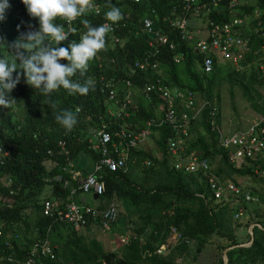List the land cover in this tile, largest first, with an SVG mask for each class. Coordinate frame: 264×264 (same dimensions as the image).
I'll return each mask as SVG.
<instances>
[{
  "label": "trees",
  "instance_id": "16d2710c",
  "mask_svg": "<svg viewBox=\"0 0 264 264\" xmlns=\"http://www.w3.org/2000/svg\"><path fill=\"white\" fill-rule=\"evenodd\" d=\"M247 1L238 0L233 9L229 8L231 0H199V3L206 4L210 10L208 14H203L202 21L210 20L218 24L241 17V14L252 15L253 10L258 8L261 15L258 18L251 17L246 26L236 31L250 45L252 53L246 60L253 63L264 56V37L260 31L264 32V0ZM12 2L5 10L3 21H0V37H3L5 44H11L22 33L29 32L28 22L33 19L25 17V6L21 0ZM178 2H114L112 6L119 7L123 16L128 15L126 27L114 32L119 42L113 44L107 34L105 48L89 61L85 75L81 77L77 73L72 79L83 82L100 76L113 78L118 101L123 98L126 80L131 81L136 90H140L144 83L153 82L155 78L152 73L142 71L131 76L129 72L130 65L152 50L148 46L149 36L138 29L140 19L150 17L156 29L167 32L170 30L168 21L171 7ZM108 7H104L98 15L88 12L78 17L73 23L75 32L57 46L67 47L73 40L79 42L82 33L87 30L81 22L84 19L93 26L103 24ZM64 21L57 18L54 23L64 25ZM46 39L55 46L50 37ZM170 40L175 49L161 47L156 59L159 64L156 77L170 88L191 91L204 102V107L191 120V140L187 152H195L199 158L208 159L214 172L224 180L240 185L236 182L237 177L251 178L260 185L258 190H250L260 203L241 206L249 216H257L259 205H264V178L230 166L225 154L217 148V134L211 128V108L208 104L215 108L218 122V89L222 81H226L230 85L231 96L237 87L255 113L262 115L264 96L260 88L264 89V82L254 64L242 71L236 70L233 66L227 68L229 63L217 56L213 57V71L202 74L198 69L202 56L193 50L194 43L181 40L175 31L170 35ZM7 51L11 52L12 49L8 48ZM180 54L183 56L175 63L173 58ZM6 55V50L0 47V57ZM59 62L67 63L65 60ZM10 96L15 98L12 106L9 109L0 107V146L9 153L0 167V178L11 180L7 188L0 187V220L6 223L3 237L0 238V249L6 239L9 242L6 251L23 257L34 239L48 235L53 247V258H42L43 264H178V260L182 264H189V256L200 255L214 238L226 242L224 246H217L219 253L230 248L227 251V264L264 262V218L255 222L261 228H253L252 244L238 247L236 226L232 221L234 208L215 203L203 178L196 174L178 173L169 164L166 145L173 132L167 126L153 127L148 142L130 150V162L125 172L102 173L105 194L101 200L104 206L114 201L118 209V222L111 229H117L118 236L126 234L127 244L123 245L118 240L117 251L106 248L102 237L94 234L96 231L93 228L104 231L99 224L75 229L65 222L53 223L51 218L42 215V201L48 200L55 208L63 209L70 201L71 189L75 187L74 177L62 171L66 159L58 154V143L61 140L66 142L68 158L75 164L83 160L94 164L101 157L93 148L95 133L103 124L108 126L112 134L122 124L136 134L148 119L157 117L154 112L156 105L136 95L134 105L128 110L129 117L117 120L110 116L115 104L108 100L107 93L102 92L97 83L87 95H69L61 87L44 96L39 90L27 85L23 75ZM65 109L77 112V123L71 131H66L55 119V115ZM151 141L157 154L148 146ZM49 151L52 154L49 155ZM146 161L150 165H145ZM55 174H61L62 181L67 180L69 186L63 188L62 182L54 181L49 184L47 178L52 179ZM171 228H175L190 243L174 244L170 236ZM160 246L167 249L163 255L155 254ZM218 261L222 264V257Z\"/></svg>",
  "mask_w": 264,
  "mask_h": 264
},
{
  "label": "built area",
  "instance_id": "2783aa9c",
  "mask_svg": "<svg viewBox=\"0 0 264 264\" xmlns=\"http://www.w3.org/2000/svg\"><path fill=\"white\" fill-rule=\"evenodd\" d=\"M123 1L139 3L140 0ZM219 1L217 0V2ZM237 3L238 0H231L229 8L233 9ZM94 5L93 11L98 14L100 5ZM209 11L207 5L200 4L199 0H179L177 4L171 7V18L168 21L170 30L167 32L160 28L156 29L150 17L140 19L138 29L149 36L148 46L152 50L149 53H144L140 59L130 65L129 72L131 76L142 71L152 73L155 80L151 83H144L140 90L134 89L133 83L126 80L121 101L116 98L115 80L113 78L105 79L100 76L98 80L101 91L107 93L108 100L116 105V107L114 105V110L110 112L113 119L119 120L122 117H129L128 110L134 105L133 98L137 94L145 102H154L156 107L160 108V114L155 118L148 119L143 128L136 134L127 130L124 124L119 125L112 134L108 131V126L103 124L95 133V144L93 145L101 157L93 164L91 173L86 175L77 187L71 189L70 201L65 204L63 209L55 208L50 201H43L41 203L43 216L51 218L53 223L65 222L75 229L85 228L89 224H99L104 231L110 229L118 220V209L114 201L104 206L101 200L105 194L102 173L104 171L125 172L130 162V150L142 144L145 145L151 137V129L160 126H167L173 132L172 136L167 139L166 145L169 153L168 162L172 168L178 173L196 174L203 178L215 203L234 208L232 214L234 224L240 223L242 218L246 216V212L241 206L258 203L257 197L246 188L218 176L208 159L199 158L195 152H187V146L191 140L189 132L191 120L204 107V102L202 101L201 107L196 109V96L191 91L170 88L160 78L156 77L159 69L156 59L160 49L163 46H167L170 50L175 49L174 43L170 40V35L175 31L181 40L194 43L193 50L202 56L198 66L202 74L207 75L213 71V57L217 56L222 61L232 64L236 70L242 71L254 64L260 79L264 82V56L256 59L253 63L247 62L246 57L252 53L251 47L236 33L238 29L248 24L251 17L258 18L261 15L258 8L253 10L252 15L241 14V17H234L220 24L210 20L202 21L206 34L205 37H200L199 32L191 28L192 20L202 18L203 14H208ZM127 19L128 15H125L122 20L113 24L109 34L126 27ZM260 31L261 36L264 37V32L261 29ZM112 41L117 44L119 39L113 36ZM182 56V54L175 56L173 61L179 62V58ZM208 106L211 108V128L217 134V148L225 154L230 166L234 169L248 170L251 175L264 178V114L253 117L244 127L231 129L220 125V115L218 122H216L215 108L210 104ZM48 154L50 155L52 152L49 151ZM58 154L65 156L66 159V164L62 170L64 172L71 170L72 161L68 158L69 151L64 140L58 143ZM6 155L7 153L0 147V164ZM145 165H150V162L146 161ZM50 181L62 182L63 188L69 186L67 180L62 181L60 174L52 180H48V182ZM0 182V185L7 188L11 180L4 179ZM78 193L82 197L76 200L75 197ZM88 194L96 196L100 203L96 206L88 204L84 197ZM1 198L0 196V200ZM4 229L5 223L0 220V238L3 236ZM170 236L174 244L190 243L175 228L170 229ZM119 240L123 245L127 244L128 236L126 234L120 235ZM8 246L9 242L4 240L3 248L0 249V264H43L42 258L47 256L53 258V247L48 235L34 239L23 257L6 251ZM166 251L165 246H160L155 250V254L163 255ZM260 264H264V262Z\"/></svg>",
  "mask_w": 264,
  "mask_h": 264
},
{
  "label": "clouds",
  "instance_id": "9594fccd",
  "mask_svg": "<svg viewBox=\"0 0 264 264\" xmlns=\"http://www.w3.org/2000/svg\"><path fill=\"white\" fill-rule=\"evenodd\" d=\"M12 1L0 0V21H3L5 10L12 5ZM106 1L98 3L97 0H21L25 6V17L30 16L33 19L28 22L29 32L22 33L11 44H5L3 37H0V47H3L8 53V55L0 57V107L9 109L15 102V98L11 97L10 93L20 82L21 75L27 85L39 90L44 96L50 95L61 87L67 90L69 95H87L94 88V84H99V77H93V80L89 78L83 82L74 81L72 77L77 73L81 77L85 75L89 61L105 48L106 36L112 31V25L123 19L121 9L112 6L114 2L132 3L123 0ZM94 4L100 5L98 14L104 7L109 6L105 13L106 23L93 26L87 19H84L81 22L87 30L82 33L79 42L73 40L67 47H58L57 45L75 32L73 23L78 17L84 16L88 12L95 14ZM57 18L65 20L64 25L55 24L54 21ZM109 35L112 38L114 33ZM49 37L55 42V46L47 42L46 38ZM8 48L12 51H7ZM61 60H65L67 63L61 64L59 62ZM13 73H16L15 77ZM55 119L66 131H71L77 123V112L65 109L57 113ZM0 147L7 153L2 158L1 167L9 153L2 146ZM66 172L71 175L70 170ZM56 175L59 174H55L54 177ZM52 179L47 178V182ZM0 180H4V177H1ZM51 182L48 183L51 184Z\"/></svg>",
  "mask_w": 264,
  "mask_h": 264
},
{
  "label": "rangeland",
  "instance_id": "374dc122",
  "mask_svg": "<svg viewBox=\"0 0 264 264\" xmlns=\"http://www.w3.org/2000/svg\"><path fill=\"white\" fill-rule=\"evenodd\" d=\"M249 2L250 0L247 1V3ZM231 66L232 64H228L227 68ZM229 88H230L229 83H227L226 81H222L218 89V93L220 96V103H219L220 107L218 106L219 113H220L219 114L220 115V120H219L220 125L222 127H229L231 129L238 128V127H244L253 117L257 116L258 114H256L253 108L244 100L241 91L237 87L233 89L232 96L230 94ZM260 90L264 96V89L260 88ZM202 101L203 100L196 97V109H199L201 107ZM155 114L158 116L160 114V111L156 110ZM148 146H150V150L155 152V146L153 144V141H151ZM4 179H8V178L4 177ZM242 179L246 180L244 183V187H246L247 190L248 188H253L251 187L252 186L251 184H253L254 182L252 181L251 178H241V177L236 178V180H242ZM253 189H257V188H253ZM250 205H253V204H250ZM248 218H249V221L244 224L245 228H247V226L249 225L255 224V222H257L260 218H264V207L260 208L257 216L253 215V216H249ZM115 230L117 229L110 228L106 231H102L96 228L94 230L96 231V233L94 234L95 236H99V237L101 236L102 238L105 234H110L115 240H117L119 236L117 234V231ZM215 240L216 239L213 238L211 241V244L207 245L200 255L196 257H194L193 255H190L188 258V260L190 261V264H219L218 260L220 257H222V253H219V251H217L216 248H217V245L223 241H220V240L215 241ZM104 241L106 243V240ZM249 241L250 239L248 238L246 243L244 244H247ZM219 246H224V244L219 245ZM193 258H196V260H193Z\"/></svg>",
  "mask_w": 264,
  "mask_h": 264
},
{
  "label": "crops",
  "instance_id": "0c3cea01",
  "mask_svg": "<svg viewBox=\"0 0 264 264\" xmlns=\"http://www.w3.org/2000/svg\"><path fill=\"white\" fill-rule=\"evenodd\" d=\"M191 28L197 30L199 32V36L200 37H205L206 31L204 30V25L202 23V18H198V19L192 20ZM159 109H160L159 107H155V111L159 110ZM155 154H157V152H155ZM92 166L93 165L89 161L86 162V161L83 160V161H79L77 164L72 162V168L70 170L71 171L70 173L74 177L75 187H77L79 185V182L84 178V176L91 171ZM245 181L246 180H244V179L236 180V182L241 183L243 185L242 186L240 184L243 188H246V187H244ZM251 185H252L251 187L257 188V190L261 187L260 185L255 184V183H253ZM253 188H248V190L250 191ZM80 197H82V195L80 193H78L76 195L75 199L79 200ZM84 197H85L87 203L90 204V205H95L96 206V205H98L100 203V200L94 195L88 194V195H85ZM258 203H260V202H258ZM248 206H251V205L249 204V205H247V207ZM259 206H260L259 208H263L264 207V205H262V203ZM248 217L249 216L246 213V216L242 218L240 223L234 224L236 226L235 227V236H236V239H237L239 245L246 243L248 237L250 239V236H249V226L250 225L247 226V228L244 227V224L249 221ZM93 230H95V228H93ZM102 239H103V242H104V245L106 246V248H108L111 251L112 250L113 251H117L118 250V248H119V245H118L119 237L117 238V240H115L110 234H105ZM104 240H106V243H105ZM119 242H120V240H119ZM223 244L225 245L226 242L223 241V242L219 243L218 245H223ZM222 255H223V253H222ZM177 262H178V264H182V263H180L179 260ZM189 264H190V262H189Z\"/></svg>",
  "mask_w": 264,
  "mask_h": 264
},
{
  "label": "water",
  "instance_id": "95a60500",
  "mask_svg": "<svg viewBox=\"0 0 264 264\" xmlns=\"http://www.w3.org/2000/svg\"><path fill=\"white\" fill-rule=\"evenodd\" d=\"M258 227V228H261L260 225L258 224H252L249 226V236H250V241L247 243V244H241V245H238V247H248L252 244L253 242V228L254 227ZM230 248H227L224 250L223 252V255H222V264H227L228 262V258H227V251L229 250Z\"/></svg>",
  "mask_w": 264,
  "mask_h": 264
}]
</instances>
